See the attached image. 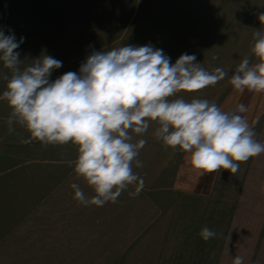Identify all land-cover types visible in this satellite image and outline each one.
<instances>
[{
  "label": "rangeland",
  "instance_id": "374dc122",
  "mask_svg": "<svg viewBox=\"0 0 264 264\" xmlns=\"http://www.w3.org/2000/svg\"><path fill=\"white\" fill-rule=\"evenodd\" d=\"M218 1L0 0V30L24 38L14 50L21 70L43 55L61 61L49 78L54 81L78 72L92 52L126 45L151 44L173 64L185 53L206 60L200 33L193 45L190 39ZM200 65L210 72L224 68ZM235 67H227L229 76ZM5 76L11 70L0 61V96ZM228 85L218 83L211 102L219 103ZM10 112L0 99V264H232L235 256L264 264V153L238 162L234 174L214 172L209 196L196 198L175 185L183 152L156 140L153 125L135 137L147 141L140 151L155 148L161 157L152 171L133 164L144 180L139 194L129 196L133 185L115 203L84 206L71 184L89 197L95 193L74 172L77 146L44 145L16 122L9 131ZM254 131L264 143V117ZM203 227L217 236L203 240Z\"/></svg>",
  "mask_w": 264,
  "mask_h": 264
},
{
  "label": "clouds",
  "instance_id": "9594fccd",
  "mask_svg": "<svg viewBox=\"0 0 264 264\" xmlns=\"http://www.w3.org/2000/svg\"><path fill=\"white\" fill-rule=\"evenodd\" d=\"M253 39L255 62L245 57L231 76L220 67L206 70L186 53L173 64L163 50L148 44L94 51L78 72L50 81L62 62L43 55L21 70L20 53L14 50L24 38L17 41L0 30V61L11 70L0 96L11 108L9 131L16 122L44 145L77 146L74 172L95 193L89 197L78 183L71 184L74 199L84 206L115 203L133 185L136 190L129 196L139 194L144 180L133 164L143 166L138 157L147 141L135 137H143L153 125L154 138L186 153L190 168L200 175L220 170L234 174L238 162L264 153V143L242 115L248 106L239 103L225 111L207 99L188 101L178 94L200 92L225 78L241 94L264 93V30L257 29ZM199 235L208 241L217 233L203 227ZM232 264H244V257L235 256Z\"/></svg>",
  "mask_w": 264,
  "mask_h": 264
},
{
  "label": "crops",
  "instance_id": "0c3cea01",
  "mask_svg": "<svg viewBox=\"0 0 264 264\" xmlns=\"http://www.w3.org/2000/svg\"><path fill=\"white\" fill-rule=\"evenodd\" d=\"M261 14H264V0H219L202 21L201 30L199 32V28L194 30L190 39L193 41L191 42L193 45L200 33L201 44H198V48L200 47L203 58L206 60L196 62L221 65L225 70L228 66H237L245 57H248L251 62H255L251 47L254 43L253 33L257 29L264 30V19L260 17ZM213 57H217V59H213ZM223 82L229 85L217 105L225 111L234 109L239 103L247 105L249 110L242 115L246 116L249 124L255 129L264 117V93L245 91L241 94L230 85L228 78L218 83ZM218 83L197 93H179V95L184 99L200 98L211 102L213 99L216 100ZM146 153L150 155L147 156V159L140 158V161L145 171L151 170V168L153 170L155 162L161 160L159 152L155 148L152 149V152L140 151V155ZM186 156L187 154L184 152L181 155V162L177 166L175 185L178 189H183L185 194L194 195L200 199L207 198L211 192L212 183L210 180L214 172L200 175L190 168ZM198 177L205 181L197 188L196 184L190 180Z\"/></svg>",
  "mask_w": 264,
  "mask_h": 264
},
{
  "label": "bare ground",
  "instance_id": "6f19581e",
  "mask_svg": "<svg viewBox=\"0 0 264 264\" xmlns=\"http://www.w3.org/2000/svg\"><path fill=\"white\" fill-rule=\"evenodd\" d=\"M190 180V179H189ZM190 181H192L193 184H196L197 188L200 187V185L202 184V182L205 181V179H202L200 177L196 178V179H191Z\"/></svg>",
  "mask_w": 264,
  "mask_h": 264
},
{
  "label": "water",
  "instance_id": "95a60500",
  "mask_svg": "<svg viewBox=\"0 0 264 264\" xmlns=\"http://www.w3.org/2000/svg\"><path fill=\"white\" fill-rule=\"evenodd\" d=\"M4 142H0V149L3 148Z\"/></svg>",
  "mask_w": 264,
  "mask_h": 264
}]
</instances>
